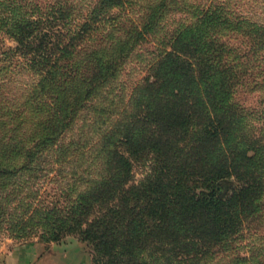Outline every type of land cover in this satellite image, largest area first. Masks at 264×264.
I'll list each match as a JSON object with an SVG mask.
<instances>
[{
  "label": "trees",
  "instance_id": "trees-1",
  "mask_svg": "<svg viewBox=\"0 0 264 264\" xmlns=\"http://www.w3.org/2000/svg\"><path fill=\"white\" fill-rule=\"evenodd\" d=\"M240 1L0 0V84L16 88L0 98V233L75 236L91 264H200L215 247L216 264H264V239L240 243L264 217V0Z\"/></svg>",
  "mask_w": 264,
  "mask_h": 264
},
{
  "label": "rangeland",
  "instance_id": "rangeland-1",
  "mask_svg": "<svg viewBox=\"0 0 264 264\" xmlns=\"http://www.w3.org/2000/svg\"><path fill=\"white\" fill-rule=\"evenodd\" d=\"M241 8H244V10H253L256 9V6H254V3H252L250 0H242L240 1ZM260 10V9H257ZM259 13V12H258ZM264 13V12H263ZM150 36V35H149ZM4 44L5 45H11L13 42L10 39L5 38L4 39ZM3 45V40L0 41V48ZM157 40L150 36L148 40L142 41L136 48L135 53L129 58L128 62L125 64L122 73L120 75V79L122 82L125 83L126 86V91L128 92L129 86H131L134 82H136L138 79H140L142 76H144L147 73V64L149 60L151 59L152 55L155 54L157 51ZM23 79V77L21 78ZM13 83L8 84V81H4L3 83L0 84V98H3V103L7 105V99H10L9 96L14 94V91L16 88L13 86ZM10 86V87H9ZM259 94L258 92L255 91H249L246 89H239L236 98L240 100L242 103L246 105H257L258 104V99H259ZM134 178L135 180H139L142 178L145 173L147 172V165L145 164L144 159H135L134 160ZM55 171H52L48 173V177L42 176L39 181V195L38 198L43 200H52L55 197H57V190L55 189L57 186L56 178L57 174H55ZM52 178V179H50ZM44 180V181H43ZM229 180V179H225ZM231 181L230 183L226 182L225 188L230 190L231 187ZM263 220L259 221H254L251 226H250V231H245V237L242 239L241 244L243 243H248L249 241L253 240L256 242L262 241L264 238H259L260 236L264 235V217L262 218ZM74 241H79L78 238L75 236L69 235L64 237L63 239L55 242H67L71 243ZM22 242H38L43 245L48 246L52 242L45 243L41 240H39L36 237H32L26 240H17L13 239L11 236L8 234H1L0 233V253L8 251L12 249L14 246L17 244H20ZM86 251L89 253L87 247ZM215 253L207 258L205 260L206 262H201L200 264H216V247L214 248ZM90 254V253H89ZM218 264V263H217Z\"/></svg>",
  "mask_w": 264,
  "mask_h": 264
},
{
  "label": "crops",
  "instance_id": "crops-1",
  "mask_svg": "<svg viewBox=\"0 0 264 264\" xmlns=\"http://www.w3.org/2000/svg\"><path fill=\"white\" fill-rule=\"evenodd\" d=\"M0 264H91V255L80 241L22 242L0 253Z\"/></svg>",
  "mask_w": 264,
  "mask_h": 264
},
{
  "label": "water",
  "instance_id": "water-1",
  "mask_svg": "<svg viewBox=\"0 0 264 264\" xmlns=\"http://www.w3.org/2000/svg\"><path fill=\"white\" fill-rule=\"evenodd\" d=\"M225 182H228V183H230V180H225Z\"/></svg>",
  "mask_w": 264,
  "mask_h": 264
}]
</instances>
